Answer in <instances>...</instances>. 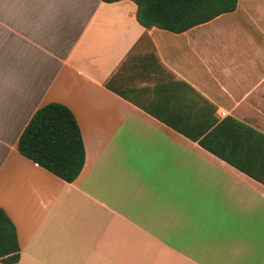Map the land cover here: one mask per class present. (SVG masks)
Instances as JSON below:
<instances>
[{
  "label": "crops",
  "instance_id": "0c3cea01",
  "mask_svg": "<svg viewBox=\"0 0 264 264\" xmlns=\"http://www.w3.org/2000/svg\"><path fill=\"white\" fill-rule=\"evenodd\" d=\"M135 9L0 0L9 264H264V0L179 33L144 28ZM49 102L80 132L71 182L16 150Z\"/></svg>",
  "mask_w": 264,
  "mask_h": 264
},
{
  "label": "trees",
  "instance_id": "16d2710c",
  "mask_svg": "<svg viewBox=\"0 0 264 264\" xmlns=\"http://www.w3.org/2000/svg\"><path fill=\"white\" fill-rule=\"evenodd\" d=\"M112 2L117 0H102ZM134 17L144 28L173 33L234 10L236 0H131ZM19 154L65 182H71L84 162V148L76 120L63 104L49 102L38 107L21 131ZM19 247L14 225L0 208V262L14 263Z\"/></svg>",
  "mask_w": 264,
  "mask_h": 264
}]
</instances>
